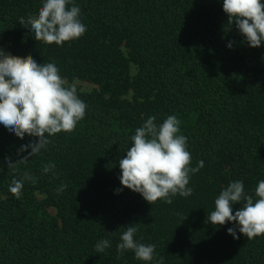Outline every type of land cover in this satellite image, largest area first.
<instances>
[{
    "label": "trees",
    "instance_id": "obj_1",
    "mask_svg": "<svg viewBox=\"0 0 264 264\" xmlns=\"http://www.w3.org/2000/svg\"><path fill=\"white\" fill-rule=\"evenodd\" d=\"M75 3L87 30L56 45L19 24L38 16L42 0H0L6 54L55 61L61 76L96 85L77 88L87 108L74 130L49 137L28 159L22 158L31 149H18L38 138L0 128V264H152L132 250L117 251L130 223L164 264H264V234L247 239L237 231L234 239L227 232L234 221L207 220L230 181L243 180L255 197L264 180V42L250 46L242 34L248 51L242 49L223 0ZM170 114L188 137L190 167L200 160L204 166L191 173L190 196L150 203L121 185L119 160L149 116L159 124ZM49 162L55 169L44 173ZM25 173L31 178L19 196L12 194V180ZM62 183L67 187L58 192ZM104 238L111 246L97 253L95 244Z\"/></svg>",
    "mask_w": 264,
    "mask_h": 264
},
{
    "label": "clouds",
    "instance_id": "obj_2",
    "mask_svg": "<svg viewBox=\"0 0 264 264\" xmlns=\"http://www.w3.org/2000/svg\"><path fill=\"white\" fill-rule=\"evenodd\" d=\"M222 8L228 14V21L236 22V28L243 34L250 46H260L264 42V2L262 0H223ZM81 8L75 0H42L38 16L20 20L30 36L48 44L62 45L65 41L77 39L85 34L87 26L80 19ZM229 41L227 47L231 48ZM87 104L78 95L75 83L69 84L60 75L55 61L37 63L28 57L18 59L6 54L0 48V128L8 135L23 139L26 134L37 137L18 149L19 152L31 149L22 159H28L46 148L49 137L56 133L71 132L86 114ZM180 121L175 114L168 115L162 123L149 116L136 128L131 136V147L119 160L121 185L140 193L153 203L157 199L171 204L172 197L179 194L188 197L193 192L189 186L191 173L204 166L200 160L196 167H190L191 154L188 150V137L181 134ZM55 169L49 162L42 171ZM13 179L9 191L19 196L26 179ZM67 184H61L57 191H63ZM117 194L123 187L114 190ZM242 203L233 214V206ZM214 210L207 220L214 225L235 222L227 232L238 239L237 231L247 239L264 234V180L255 188V197L245 191L243 180H233L221 189L214 201ZM138 227L127 224L120 234L117 251L123 254L132 250L138 260L164 264V257L155 256V245L144 244L136 238ZM111 246L107 238L95 244L97 253Z\"/></svg>",
    "mask_w": 264,
    "mask_h": 264
},
{
    "label": "rangeland",
    "instance_id": "obj_3",
    "mask_svg": "<svg viewBox=\"0 0 264 264\" xmlns=\"http://www.w3.org/2000/svg\"><path fill=\"white\" fill-rule=\"evenodd\" d=\"M235 35H236V39H237V41L241 43V45H242V49H243L244 51H248V44L242 41V33H240V31H236V34H235ZM135 70H136V68H135V66H133V72H134ZM62 77H63V76H62ZM64 78L66 79V81H67L69 84L75 83L76 86H77V88L80 89V90H83V91H90V90H92L94 87H96L95 84H93L92 82L86 81V80H80V79L70 80V79H68V78H66V77H64ZM49 209H50V211H51L52 213H55V212H56L55 208H53V207H50Z\"/></svg>",
    "mask_w": 264,
    "mask_h": 264
}]
</instances>
